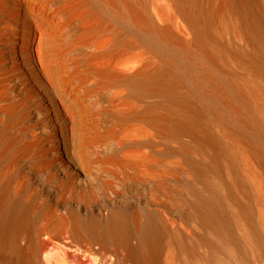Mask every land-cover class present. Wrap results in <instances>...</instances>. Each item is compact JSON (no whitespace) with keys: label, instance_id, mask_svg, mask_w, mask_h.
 Segmentation results:
<instances>
[{"label":"bare ground","instance_id":"6f19581e","mask_svg":"<svg viewBox=\"0 0 264 264\" xmlns=\"http://www.w3.org/2000/svg\"><path fill=\"white\" fill-rule=\"evenodd\" d=\"M0 264H264V0H0Z\"/></svg>","mask_w":264,"mask_h":264}]
</instances>
